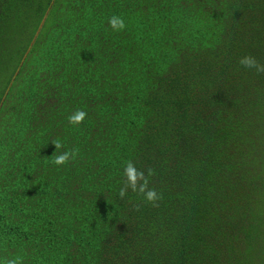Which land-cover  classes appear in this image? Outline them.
Returning <instances> with one entry per match:
<instances>
[{"label": "trees", "instance_id": "trees-1", "mask_svg": "<svg viewBox=\"0 0 264 264\" xmlns=\"http://www.w3.org/2000/svg\"><path fill=\"white\" fill-rule=\"evenodd\" d=\"M246 55L264 0H0V264H264ZM128 162L155 205L120 197Z\"/></svg>", "mask_w": 264, "mask_h": 264}, {"label": "clouds", "instance_id": "clouds-1", "mask_svg": "<svg viewBox=\"0 0 264 264\" xmlns=\"http://www.w3.org/2000/svg\"><path fill=\"white\" fill-rule=\"evenodd\" d=\"M113 29H123L125 27L124 20L122 18L113 16L109 21ZM239 63L241 66L248 69H255L257 72H264V64H260L255 57L246 55L240 58ZM87 113L82 110H78L69 117V122L73 125H79L86 117ZM55 145V150L62 148L63 145L55 140L51 141ZM75 153H69L64 151L55 156L54 164L65 165L69 162L70 158H74ZM151 175V170H149ZM124 176L126 178V187L121 188L119 195L121 198L125 197L127 189L131 188L132 191H139L143 194L144 199L147 202L153 203L161 199V195L157 193L155 189H148V181L145 177L144 172L138 170L132 162H128L124 167ZM7 264H17L16 260H9Z\"/></svg>", "mask_w": 264, "mask_h": 264}]
</instances>
